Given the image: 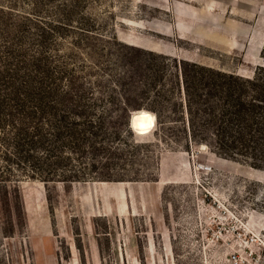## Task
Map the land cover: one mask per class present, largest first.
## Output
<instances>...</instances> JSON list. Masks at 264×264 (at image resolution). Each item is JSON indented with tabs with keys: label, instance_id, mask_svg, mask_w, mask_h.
<instances>
[{
	"label": "rangeland",
	"instance_id": "1",
	"mask_svg": "<svg viewBox=\"0 0 264 264\" xmlns=\"http://www.w3.org/2000/svg\"><path fill=\"white\" fill-rule=\"evenodd\" d=\"M0 264H264V0H0Z\"/></svg>",
	"mask_w": 264,
	"mask_h": 264
},
{
	"label": "bare ground",
	"instance_id": "2",
	"mask_svg": "<svg viewBox=\"0 0 264 264\" xmlns=\"http://www.w3.org/2000/svg\"><path fill=\"white\" fill-rule=\"evenodd\" d=\"M154 126V116L144 110L134 112L129 118V127L136 135L141 137L150 134Z\"/></svg>",
	"mask_w": 264,
	"mask_h": 264
}]
</instances>
